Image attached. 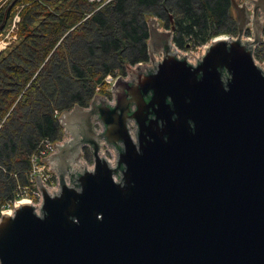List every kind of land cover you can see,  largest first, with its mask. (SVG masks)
<instances>
[{
	"label": "water",
	"instance_id": "obj_1",
	"mask_svg": "<svg viewBox=\"0 0 264 264\" xmlns=\"http://www.w3.org/2000/svg\"><path fill=\"white\" fill-rule=\"evenodd\" d=\"M232 3L239 34L189 53L150 19L155 61L62 112L59 189L2 216L1 264H264V0Z\"/></svg>",
	"mask_w": 264,
	"mask_h": 264
},
{
	"label": "trees",
	"instance_id": "obj_2",
	"mask_svg": "<svg viewBox=\"0 0 264 264\" xmlns=\"http://www.w3.org/2000/svg\"><path fill=\"white\" fill-rule=\"evenodd\" d=\"M16 3L1 10L0 32ZM47 4L53 7V11L47 10L43 1L28 5L21 27L23 42L0 59V80L8 79L0 82L5 83L0 88V162L7 166L2 167L0 163V202L12 198L20 182L28 183L31 156L39 142L44 138L55 141L63 138L65 128L60 122L63 107L88 106L96 85L107 74L124 70L129 63L150 59L148 16L156 15L164 19L166 26H175L174 42L180 48H197L216 36L239 34L232 0H115L84 21L85 13L92 11L88 0H49ZM129 4L133 12L128 14ZM40 6L45 10L41 15L50 16V20L33 32L32 23L37 19L35 13L42 12ZM29 18L33 20L29 22ZM76 25L66 45H57ZM80 36L93 39L99 36L101 39H92L89 45L86 43L87 52L82 49L73 52L71 44L73 46ZM56 46L55 56L49 58L46 67L35 76ZM100 50L103 53L97 54ZM263 53L264 42L255 51L257 59L263 60ZM9 69L11 74H7ZM51 78L55 79V84ZM62 78L80 82L82 89L70 98L59 96L56 84L58 81L62 83ZM102 91L111 93L105 85ZM60 108L61 111L56 113ZM5 118L7 120L2 123ZM5 169L20 173L19 178L11 181Z\"/></svg>",
	"mask_w": 264,
	"mask_h": 264
},
{
	"label": "rangeland",
	"instance_id": "obj_3",
	"mask_svg": "<svg viewBox=\"0 0 264 264\" xmlns=\"http://www.w3.org/2000/svg\"><path fill=\"white\" fill-rule=\"evenodd\" d=\"M16 6L12 12V15L10 13V15L7 17L6 19V22L5 24L3 25L2 29H1V32H0V59L5 57L7 54H9L12 50H15L17 49V47L23 42L24 40V37L22 36L21 34V27H22V23H23V19H24V11L25 9L28 7V5H30L31 2L33 1H40L42 3V1L47 5L46 8L47 10H52L53 7L50 6V4L48 5V1L49 0H29V2H18V0H0V12L1 10H4L5 8H8V6H11L14 2H16ZM53 1V0H52ZM102 1V0H100ZM98 0H88V2L91 4V6L89 8L92 9V11H89L87 13H85V17L83 19L84 20H87L89 19L92 15H94L96 12H98L101 8H103L105 5L104 4V1L100 2ZM115 1V0H113ZM112 1V2H113ZM176 2V0H173ZM245 1V0H242V2ZM129 8L127 9L126 13H132L133 12V7L131 4H129ZM7 6V7H6ZM234 9V8H233ZM39 10L41 11L42 10V7L40 6ZM45 10H42L41 13H38L36 14L35 13V16L37 17V19L32 23V29H33V32L35 30H37L39 28V26L44 23V22H47L48 20H50V16H42L41 14L44 12ZM90 13V14H89ZM236 14V13H235ZM91 15V16H90ZM238 17V16H237ZM150 19H153V20H159L160 21V25L159 27L160 28H165V29H171L169 26H166L165 25V21L163 18H160L156 15H151V16H148V21ZM33 19L32 18H29V22L32 21ZM262 20V19H261ZM82 21V22H83ZM150 22V21H149ZM80 25V23L78 24ZM74 26L73 28L69 29L64 35L63 37L59 40L58 44L57 45H66V41L69 39L68 37L71 36L70 34L76 30V27L78 26ZM150 36H151V33H150ZM93 38L92 37H84V36H80L78 39H74L72 40V42L74 41V44L72 46L71 44V47L70 48H73V52L78 50L80 51V49H82V52H87L88 51V48L86 46V43L87 45H89L88 42H90ZM101 39V37L97 36L95 39H93L92 41H97ZM151 39V37H150ZM149 39V41H150ZM86 46V48H85ZM79 47V48H78ZM139 47V46H138ZM178 47V46H177ZM67 49V47H66ZM178 49L180 50H183L185 52L188 51L189 52H192L193 49H186V48H179ZM58 48L57 46L53 49V51L50 53V55H48V57L45 59V61L43 62V64L40 66L39 70L37 71L36 75L37 76L39 74V72L44 69L47 65V63L50 61V59H52V57L55 56V53L57 52ZM77 53V52H76ZM75 53V54H76ZM97 54H102L103 51H98L96 52ZM79 54V53H78ZM84 56H85V53H82ZM88 54H86L87 56ZM264 55V53H263ZM50 58V59H49ZM79 59L82 60V56H79ZM259 61H261L264 65V59H259ZM14 62V61H13ZM12 64V63H11ZM124 75L128 74V69H127V66H126V69L124 70H120ZM58 74H59V69L57 70ZM0 73H2V71H0ZM11 74L10 72V69L7 71V74ZM62 71L60 70V75H61ZM2 75V74H0ZM62 76V75H61ZM50 77V76H49ZM75 80V78H73ZM6 80H8L7 78H3L0 80V82H5ZM51 81L53 82V84H55V79L51 78ZM5 83H0V88L4 87ZM78 89H82L81 87V83L80 82H76V83H73V82H70L69 79H63L62 78V83L58 81V84H56V93L58 92L59 93V96L61 95L62 96H66L68 98H70L71 96H74L75 93L78 92ZM108 89V87H107ZM98 91H101L102 95L106 98V99H112L114 97V93L112 91V93L110 94H105L102 89L98 88V84L96 85V88H95V92H93L92 94H96ZM91 95V96H93ZM112 96V97H111ZM67 98V99H68ZM69 104V103H68ZM80 105V104H79ZM87 107H90V103ZM64 109H62L63 111L62 112H66V111H72L74 110V107L73 106H69V107H63ZM59 111H61V108L56 110V113H59ZM61 112V114H62ZM61 116V115H60ZM5 120H7L6 118L3 119L1 122L3 123ZM63 125V124H62ZM1 126V125H0ZM97 128V126H96ZM102 129V127L100 128V130ZM132 131H133V134L136 133V131L134 130V128H131ZM1 130V129H0ZM65 140L66 141H69L70 139L73 138L72 135H69L67 132H66V129H65ZM59 140V139H58ZM63 140V139H62ZM58 142V141H56ZM57 149H58V146H57ZM104 149L105 151L107 152V156L108 158L111 160L112 163H116V160H117V155H116V150L114 148H110V147H107V145L104 146ZM58 151V150H57ZM84 153L86 154L85 155V162H87L88 164L86 165H89V166H93L94 167V161H95V157L93 155V150H92V147L89 146V145H85L84 146ZM102 155H104L102 153ZM1 163V166L2 167H5L7 168V166H4V164L2 162ZM5 172H6V175L8 176V179L10 178V180L12 181L13 178H16L17 177L15 176V173L13 172H10V170H6L5 169ZM54 172V171H53ZM56 174V173H55ZM19 177V176H18ZM55 177H58V175L56 174ZM55 180V179H54ZM58 180V178H57ZM67 180L69 183H71V176H68L67 177ZM13 183V182H11ZM3 184V183H2ZM15 195V194H14ZM14 197V196H13ZM12 197V198H13ZM36 207H40L39 206H36ZM39 209V208H38Z\"/></svg>",
	"mask_w": 264,
	"mask_h": 264
},
{
	"label": "built area",
	"instance_id": "obj_4",
	"mask_svg": "<svg viewBox=\"0 0 264 264\" xmlns=\"http://www.w3.org/2000/svg\"><path fill=\"white\" fill-rule=\"evenodd\" d=\"M98 1H100V0H98ZM102 1H104L103 5H105V4L107 5V4L111 3L113 0H102ZM102 1H100V2H102ZM217 37L218 36L214 37L212 40H214ZM205 44L198 46L196 49L201 50ZM186 49H189V48H186ZM191 49H193V48H191ZM187 53H188V51H187ZM255 57H256V55H255ZM154 61H155V58L152 59L151 57L148 60V62H154ZM128 75H129V71H128ZM120 76H127V74L124 75L119 69H117L113 73L107 74L104 77L103 81L101 83H98V88L102 89L103 86L105 85L108 87L107 90L112 93L113 89L111 86L114 83V81L116 79H118ZM99 130H100V128H99ZM64 138H65V136H63V138H62L63 140L60 139V140H56V141H58V142L61 141L63 144L66 141ZM56 141L49 139V138H44L39 142V144L37 146V150L31 156V167H30V170L27 172V176H28V180H29L28 183L22 184L20 182L16 188L14 197L0 202V219L2 218V216L4 214H7V213L8 214H14L16 208L19 206V203H21V202L33 201L35 206H39L42 204L43 193H42V190H41V188H40V186L36 180L39 176H42L44 178V181L48 184L51 192H54L55 190L58 191L59 179L57 180L58 177H55L56 174H55V172L52 171L51 164L45 161L50 155H52L53 153H55L58 150L57 149V146H58L57 143L58 142H56ZM85 163L88 164L87 162H85ZM87 166L90 169L93 168V166L92 167L89 165H87ZM19 174L20 173H15V176L17 178H19L18 177ZM116 180H118V177H116ZM0 264H1V261H0Z\"/></svg>",
	"mask_w": 264,
	"mask_h": 264
},
{
	"label": "flooded vegetation",
	"instance_id": "obj_5",
	"mask_svg": "<svg viewBox=\"0 0 264 264\" xmlns=\"http://www.w3.org/2000/svg\"><path fill=\"white\" fill-rule=\"evenodd\" d=\"M237 19H238V17H237ZM263 43V42H262ZM132 73V72H131ZM133 78V76H132V74H127V79H129L130 81L131 80H133L132 79ZM123 79V78H122ZM124 79H126V77L124 78ZM120 81V80H119ZM118 81V82H119ZM114 95V94H113ZM112 97V96H111ZM133 109H137V106L136 105H134L133 106ZM151 117H152V115H151ZM102 127V125H100V123H98L97 124V130H99V128H101ZM131 127L132 128H134L135 129V131L137 132L138 131V129H139V125H138V123L136 122V120L135 119H133L131 122H129V128H130V130H131V132H132V134H133V131H132V129H131ZM102 128H104V127H102ZM108 147V146H107ZM110 148H114V147H110ZM116 151H117V149L116 148H114Z\"/></svg>",
	"mask_w": 264,
	"mask_h": 264
},
{
	"label": "bare ground",
	"instance_id": "obj_6",
	"mask_svg": "<svg viewBox=\"0 0 264 264\" xmlns=\"http://www.w3.org/2000/svg\"><path fill=\"white\" fill-rule=\"evenodd\" d=\"M90 14V13H89ZM91 16V15H90ZM27 202V201H26Z\"/></svg>",
	"mask_w": 264,
	"mask_h": 264
}]
</instances>
